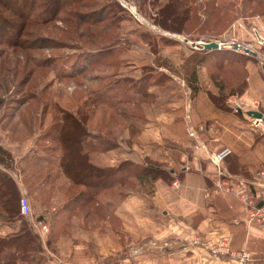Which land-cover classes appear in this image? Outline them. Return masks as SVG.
Segmentation results:
<instances>
[{"label":"rangeland","instance_id":"obj_1","mask_svg":"<svg viewBox=\"0 0 264 264\" xmlns=\"http://www.w3.org/2000/svg\"><path fill=\"white\" fill-rule=\"evenodd\" d=\"M257 35L264 40V0H0V142L16 159L9 175L25 167L17 157L30 144L45 147L59 109L77 113L85 104L90 130L105 131L116 122V110L139 113L147 100L165 94L150 88L174 78L168 87L186 97L187 115L197 86L187 84L189 92L180 80H193L194 66L209 77L214 60L219 107L237 123L252 125L253 119L235 113L228 100L244 102L247 65L264 82V41ZM232 42L251 46L258 58L233 50ZM208 43L225 48L203 50ZM251 102L242 103L243 112L260 111L259 102ZM140 171V166L127 168L122 189H135L131 176ZM123 262L113 256L92 264Z\"/></svg>","mask_w":264,"mask_h":264},{"label":"crops","instance_id":"obj_2","mask_svg":"<svg viewBox=\"0 0 264 264\" xmlns=\"http://www.w3.org/2000/svg\"><path fill=\"white\" fill-rule=\"evenodd\" d=\"M251 67L246 66L247 90L242 103L247 102V106L258 101L259 112L264 116V82ZM209 70L206 77L200 66H194L193 80L185 83L178 79L184 90H190L187 84L197 86L189 96L190 124L204 127L200 138L209 152L223 147L231 150L225 161L229 173L248 183L262 184L257 187L261 194L257 206H261L264 176L260 177L259 173L264 171V127L242 125L225 115L218 103V60L210 63ZM165 73L170 74L166 70ZM172 79L150 88H160L165 94L147 100L137 110L139 113L129 108L116 111V122L112 127L105 126L107 130L92 132L87 124L91 135L114 145L89 153L88 161L93 166L117 170L123 163L140 167L156 163L160 165L158 169L171 173L168 179L131 176L136 186L126 191L122 189L119 171L113 175L116 183L111 188L100 187L95 192L73 184L61 174L56 175V168L50 167L49 172L46 147L32 143L35 153L31 152L32 147H26L27 151L18 155L19 161L27 155L37 157L33 172L40 181L29 188L19 169L11 176L20 195L23 191L30 198L27 199L33 214L30 222L26 221L30 229L35 226L33 233L38 246L37 253L18 259L16 264H92L113 256L123 261L132 258L134 264H239L224 251L216 255L209 252L208 242L221 241L231 252L246 251L249 259L244 264H264V232L250 221L241 201L230 194L204 198L210 181L197 166L205 169L207 161L204 154L200 153L203 157L200 158L194 152L193 140L186 134V97L169 89L175 82ZM106 134L107 138L101 137ZM122 135H126L124 142L119 140ZM0 146L10 152L5 143L0 142ZM0 169L7 172L2 166ZM173 181H178V188L172 186ZM75 197L80 199L76 204L72 203ZM19 228V223L0 221V237L15 235ZM137 248L139 251L132 256Z\"/></svg>","mask_w":264,"mask_h":264},{"label":"trees","instance_id":"obj_3","mask_svg":"<svg viewBox=\"0 0 264 264\" xmlns=\"http://www.w3.org/2000/svg\"><path fill=\"white\" fill-rule=\"evenodd\" d=\"M84 107L78 108L77 113L63 109L57 111L61 117L58 121L53 122L54 125L46 132L44 138L48 142L45 147L48 152L49 172L51 168L52 170L56 168L58 171L56 175L61 174L73 184L95 189V191L100 187L111 188L112 184L116 183V178L113 176L115 172H122L120 178L122 181L123 172H126L127 168H136L137 166L123 163L117 170H114L113 168H98L88 161L89 153L109 149L114 145L87 131L88 109ZM56 152L57 156H55ZM12 161L10 152L0 146V166L7 170L4 172L0 169V221L19 223L20 225L17 234L0 237V258L7 256L4 264H14L18 259L24 260L29 254L33 255L38 250L36 237L32 234L26 219L19 212L20 192L15 180L9 175V169L13 167ZM22 161L25 162V167L19 169L22 180L25 185H29V188H33L40 181L38 174L33 172L37 157L27 155L19 162ZM158 166L160 165L153 163L146 167H140V173L132 174V176L145 175L152 180L168 179L171 173L158 169ZM79 200L78 197H75L72 203L76 204Z\"/></svg>","mask_w":264,"mask_h":264},{"label":"built area","instance_id":"obj_4","mask_svg":"<svg viewBox=\"0 0 264 264\" xmlns=\"http://www.w3.org/2000/svg\"><path fill=\"white\" fill-rule=\"evenodd\" d=\"M257 39L260 43L264 41L258 35ZM230 47L238 52L244 53L243 51L247 50L250 53H254L252 47L248 45H239L232 42L230 44ZM218 50H220L219 47ZM249 55L251 56V54ZM255 58H258V56L256 55ZM228 103L234 107V112L237 114L246 113L247 115V112H249L247 110L243 112L246 106L233 97L228 100ZM249 117L253 119L252 124L255 127H264V123L262 120L253 118L252 116ZM185 118L189 119L188 113ZM202 132V126L195 128L190 124V122H188L186 134L190 139L193 140L192 148L200 158H203L201 154H204L207 161V167L205 169L197 166V170L203 173L210 181V187L204 191V198L208 200L221 194H230L236 196L243 204V209L247 213L250 221L254 222L258 226V228L264 232V204H262L261 206H257V201L261 198V194L257 190V187L262 186V184H260L258 181H251L250 183H248L241 177L229 173L225 167V161L231 156V150L227 147H223L214 152H209L204 142L200 138V134ZM259 176L263 177L264 171L260 172ZM172 186L178 188V181H173ZM19 212L23 217H32L28 199L25 197L23 191H21V197L19 200ZM33 228H35L34 225L32 226V229ZM42 229L43 231H46V227H42ZM192 243H194V239L192 240ZM155 246L163 247L165 245ZM206 246L212 255H216L217 253L224 251L233 259H235L239 264H244L249 259V254L244 250H240L238 252L229 251V247L224 241L215 243L208 242ZM139 249L140 248L133 250L132 256L135 255L139 251ZM121 264H134V262L130 259L128 261H124Z\"/></svg>","mask_w":264,"mask_h":264},{"label":"water","instance_id":"obj_5","mask_svg":"<svg viewBox=\"0 0 264 264\" xmlns=\"http://www.w3.org/2000/svg\"><path fill=\"white\" fill-rule=\"evenodd\" d=\"M201 46H202L203 50H218V46H217L216 43H208V44H204V45H201ZM243 52H244V54H247V55L251 54V56H256L255 53H250L247 50H244ZM247 116H252L253 118L262 120L263 123H264V116L260 112L249 111V112H247Z\"/></svg>","mask_w":264,"mask_h":264},{"label":"bare ground","instance_id":"obj_6","mask_svg":"<svg viewBox=\"0 0 264 264\" xmlns=\"http://www.w3.org/2000/svg\"><path fill=\"white\" fill-rule=\"evenodd\" d=\"M179 38H180V37H179ZM217 46H218L220 49L225 48V47H223L222 44H217ZM226 48H227V47H226Z\"/></svg>","mask_w":264,"mask_h":264}]
</instances>
